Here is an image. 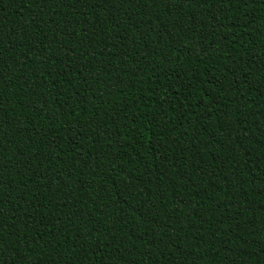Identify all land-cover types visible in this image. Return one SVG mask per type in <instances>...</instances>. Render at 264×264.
<instances>
[{
    "label": "trees",
    "instance_id": "16d2710c",
    "mask_svg": "<svg viewBox=\"0 0 264 264\" xmlns=\"http://www.w3.org/2000/svg\"><path fill=\"white\" fill-rule=\"evenodd\" d=\"M0 264H264V0H0Z\"/></svg>",
    "mask_w": 264,
    "mask_h": 264
}]
</instances>
